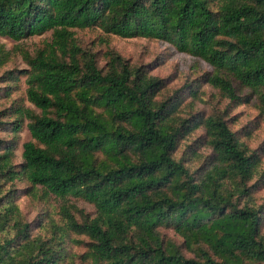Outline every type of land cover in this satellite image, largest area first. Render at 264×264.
<instances>
[{
  "label": "trees",
  "instance_id": "1",
  "mask_svg": "<svg viewBox=\"0 0 264 264\" xmlns=\"http://www.w3.org/2000/svg\"><path fill=\"white\" fill-rule=\"evenodd\" d=\"M95 29L169 43L214 70L168 96L152 65L105 38L102 57L83 48L75 31ZM48 33L35 53L16 48L27 69L3 71L13 52L0 44V264H264V147L227 118L256 102L264 122V0H0V38ZM203 83L225 110L195 112ZM17 182L58 200L60 221L34 235Z\"/></svg>",
  "mask_w": 264,
  "mask_h": 264
},
{
  "label": "rangeland",
  "instance_id": "2",
  "mask_svg": "<svg viewBox=\"0 0 264 264\" xmlns=\"http://www.w3.org/2000/svg\"><path fill=\"white\" fill-rule=\"evenodd\" d=\"M75 33L83 48L100 52L101 57L107 50V45L101 42L105 38L109 41L108 46L128 60L131 65L138 67L152 65L151 74L160 79L167 80L168 88L166 94L168 96L173 95L188 83L199 81L201 77L211 74L214 70L205 61L192 57L187 53H180L171 44L166 42L144 38L124 39L117 36H105L102 31L96 29L76 30ZM51 41V33L28 38L20 42H15L8 38H0V44L13 52L12 60L3 68V71L28 68L22 55L16 51V48L22 47L30 53H35L36 50L43 48L44 43ZM101 62H104L103 58H101ZM202 86L199 92L201 98L194 101L195 112L209 115L219 110H225L229 106V101L222 96H218L216 89L205 83ZM26 89L25 78H22L20 91L13 94V99L19 98L22 95L25 96ZM191 101L192 98H187L183 109H186ZM258 113L256 102L240 106L232 105L228 111L227 118L233 130L242 132V129L245 127L255 129L250 138L244 139L252 149L264 147V122L257 117ZM203 134L204 130H200L198 135ZM195 136L197 137V135ZM30 140V134L25 130L21 134L20 149L17 150L14 159L16 165L22 162L23 144ZM261 171H264V160ZM15 188L19 190L15 201L27 221L32 223L34 235L40 233L41 221H48L49 218L60 221L61 203L58 200L44 197L43 195L40 196L41 194L35 195L31 192L30 185L24 182H17ZM70 203L83 210L86 214L92 213V206L83 201H76V199L72 198ZM255 203L264 207V189L256 193ZM76 216L80 218L79 214ZM168 234L174 236L173 233ZM75 239L76 241H84L83 237H76ZM70 251L74 254L82 255L86 252V248L81 242H77L70 245Z\"/></svg>",
  "mask_w": 264,
  "mask_h": 264
}]
</instances>
